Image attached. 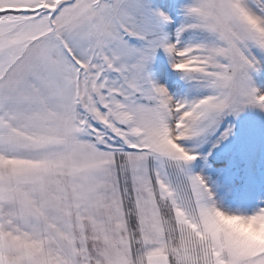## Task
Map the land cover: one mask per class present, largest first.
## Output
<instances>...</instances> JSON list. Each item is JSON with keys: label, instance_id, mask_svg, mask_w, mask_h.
<instances>
[{"label": "snow or ice", "instance_id": "snow-or-ice-1", "mask_svg": "<svg viewBox=\"0 0 264 264\" xmlns=\"http://www.w3.org/2000/svg\"><path fill=\"white\" fill-rule=\"evenodd\" d=\"M171 23L151 0H0V264H264L220 223L264 207L225 208L188 146L264 109V0H192Z\"/></svg>", "mask_w": 264, "mask_h": 264}, {"label": "rangeland", "instance_id": "rangeland-1", "mask_svg": "<svg viewBox=\"0 0 264 264\" xmlns=\"http://www.w3.org/2000/svg\"><path fill=\"white\" fill-rule=\"evenodd\" d=\"M154 7L172 17L169 31L174 32L184 20V11L192 0H151ZM252 55L259 61L250 72L253 87L264 93V51L252 48ZM150 70L160 84L177 91L179 81L172 73L170 61L160 50ZM232 129L231 135L217 143L221 133ZM215 145V146H214ZM189 147L200 152V158L192 165L197 174L205 175L210 184H215L217 199L225 208L251 211L264 207V109L247 106L238 115L225 117L215 136Z\"/></svg>", "mask_w": 264, "mask_h": 264}, {"label": "clouds", "instance_id": "clouds-1", "mask_svg": "<svg viewBox=\"0 0 264 264\" xmlns=\"http://www.w3.org/2000/svg\"><path fill=\"white\" fill-rule=\"evenodd\" d=\"M220 223L234 231L245 243L264 244V220H257L248 224L235 218L224 217Z\"/></svg>", "mask_w": 264, "mask_h": 264}, {"label": "trees", "instance_id": "trees-1", "mask_svg": "<svg viewBox=\"0 0 264 264\" xmlns=\"http://www.w3.org/2000/svg\"><path fill=\"white\" fill-rule=\"evenodd\" d=\"M261 201L264 202V195L261 197Z\"/></svg>", "mask_w": 264, "mask_h": 264}]
</instances>
